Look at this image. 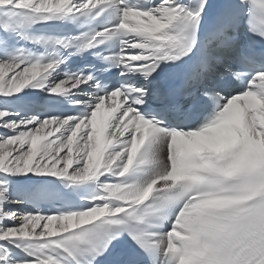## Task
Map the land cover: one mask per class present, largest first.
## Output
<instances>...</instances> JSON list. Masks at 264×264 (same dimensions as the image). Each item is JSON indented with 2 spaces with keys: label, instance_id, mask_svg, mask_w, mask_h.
Wrapping results in <instances>:
<instances>
[{
  "label": "snow or ice",
  "instance_id": "1",
  "mask_svg": "<svg viewBox=\"0 0 264 264\" xmlns=\"http://www.w3.org/2000/svg\"><path fill=\"white\" fill-rule=\"evenodd\" d=\"M0 264H264V0H0Z\"/></svg>",
  "mask_w": 264,
  "mask_h": 264
},
{
  "label": "bare ground",
  "instance_id": "2",
  "mask_svg": "<svg viewBox=\"0 0 264 264\" xmlns=\"http://www.w3.org/2000/svg\"><path fill=\"white\" fill-rule=\"evenodd\" d=\"M110 103V102H109Z\"/></svg>",
  "mask_w": 264,
  "mask_h": 264
}]
</instances>
